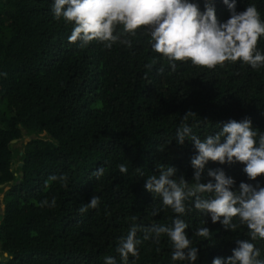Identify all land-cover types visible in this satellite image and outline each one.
<instances>
[{
  "label": "trees",
  "instance_id": "trees-1",
  "mask_svg": "<svg viewBox=\"0 0 264 264\" xmlns=\"http://www.w3.org/2000/svg\"><path fill=\"white\" fill-rule=\"evenodd\" d=\"M190 2L204 11L205 0ZM212 3L218 20L226 22V5ZM53 4L0 0V184L8 185L0 187V264H104L105 256L124 264L116 247L132 223L171 226L175 218L158 195L145 189L147 177L158 175L161 164L175 168V176H183L189 187L196 183L190 163L197 154L194 145L176 142L186 113L196 114L186 123L201 140L230 120L246 118L264 134V67L253 70L237 62L210 71L178 62L173 72L153 51L145 30L122 36L131 47L117 43L107 49L96 41L82 47L69 42L73 25L54 18ZM249 5L264 20V0H236V11ZM258 50L264 54V37ZM25 136L18 166L11 140ZM119 165H126V174ZM100 167L104 174L96 179L92 173ZM244 167L209 161L200 182L211 180L209 169H221L235 181L234 191L241 182L264 187V176L251 181ZM53 175L67 176V186L59 180L46 183ZM93 195L100 198L98 208L80 214ZM194 199L185 201L191 211L182 217L198 249L194 264L226 260L236 240H250L238 220L235 232L225 230L196 210ZM44 200L49 205L41 207ZM201 227L209 228L210 239L195 235ZM251 242L264 259V240ZM138 247L139 257L130 256L127 264H191L171 259L167 236L160 244L148 240Z\"/></svg>",
  "mask_w": 264,
  "mask_h": 264
},
{
  "label": "clouds",
  "instance_id": "clouds-1",
  "mask_svg": "<svg viewBox=\"0 0 264 264\" xmlns=\"http://www.w3.org/2000/svg\"><path fill=\"white\" fill-rule=\"evenodd\" d=\"M222 2L230 12L226 22L218 20L212 0H205L203 12L197 3L190 0H54L53 13L56 20L63 19L73 25L69 42H81L82 47L93 41L107 49L117 43L131 47V41L122 39V36L136 37L139 31L145 30L150 36L153 51L169 63L173 72L178 62L210 71L240 62L259 70L264 67V54L258 50L259 40L264 37V20L255 5L237 12L236 0ZM118 28L122 31L118 32ZM154 63L152 61L146 67L151 69ZM194 116L195 113L188 112L182 118L185 123L177 129L176 142L183 145L187 140L194 145L197 154L190 163L195 170L196 183L189 187L183 176H175V168L161 164L157 166L158 175L147 177L145 189L158 195L163 206L175 213V218L171 226L154 224L146 228L132 223L116 247V253L124 264L130 256L139 257L138 246L143 241L152 240L160 244L162 236H167L171 243L173 261L194 264L198 259V249L192 246L186 235L189 225L182 219L191 211L185 201L192 197L195 198L194 208L205 216L210 215L213 224L219 222L225 230L233 232L239 225L246 226L248 230L250 240H236L237 247L232 255L226 260L215 258L212 264H264V259L259 258L260 250L251 242L264 240V187L241 182L239 190L234 191L235 181L221 169H209L207 175L211 180L200 182L209 161L221 165L243 164V171L251 181L264 176V134L254 130L251 120L246 118L239 122L230 120L221 131L201 140L186 123L189 117ZM18 161L20 159L16 163ZM119 171L126 174L128 169L126 165H119ZM103 174L104 168L100 167L92 176L99 179ZM56 180L67 186L65 175L50 176L46 183ZM202 194L210 195L203 198ZM100 202V198L93 195L78 212L84 214L89 209H97ZM48 205L47 200L40 202L41 207ZM50 206H56L55 198ZM132 220L135 221L136 217ZM234 220H238L239 225ZM140 232L143 233L142 238H138ZM195 235L206 240L211 238L207 227L197 228ZM4 255L7 257V252ZM104 264H117V261L113 256H105Z\"/></svg>",
  "mask_w": 264,
  "mask_h": 264
},
{
  "label": "rangeland",
  "instance_id": "rangeland-1",
  "mask_svg": "<svg viewBox=\"0 0 264 264\" xmlns=\"http://www.w3.org/2000/svg\"><path fill=\"white\" fill-rule=\"evenodd\" d=\"M44 134V133H43ZM43 134H41V135H43ZM28 140V137H23V138H21V139H17V140H15L13 143H12V148H13V150H14V152H16V153H18L17 154V159L16 160H19L20 159V154H19V152L20 151H23V146H24V144H25V142ZM0 187H2L3 188V190H6L7 188H8V185L7 184H5L4 186H0ZM3 195V193L2 192H0V215L2 214V212H3V203H2V196ZM0 220H1V216H0ZM2 257V256H1Z\"/></svg>",
  "mask_w": 264,
  "mask_h": 264
},
{
  "label": "water",
  "instance_id": "water-1",
  "mask_svg": "<svg viewBox=\"0 0 264 264\" xmlns=\"http://www.w3.org/2000/svg\"><path fill=\"white\" fill-rule=\"evenodd\" d=\"M15 140L16 139H12L11 142H14ZM21 153H22V151L19 152V154H21ZM22 164H23V160H20V161L17 162L18 166H21ZM0 186H2V184H0Z\"/></svg>",
  "mask_w": 264,
  "mask_h": 264
}]
</instances>
